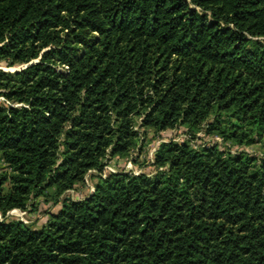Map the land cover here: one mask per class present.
<instances>
[{"label":"trees","instance_id":"trees-1","mask_svg":"<svg viewBox=\"0 0 264 264\" xmlns=\"http://www.w3.org/2000/svg\"><path fill=\"white\" fill-rule=\"evenodd\" d=\"M33 61L0 69V264H264V0H0V65Z\"/></svg>","mask_w":264,"mask_h":264},{"label":"rangeland","instance_id":"rangeland-1","mask_svg":"<svg viewBox=\"0 0 264 264\" xmlns=\"http://www.w3.org/2000/svg\"><path fill=\"white\" fill-rule=\"evenodd\" d=\"M0 68H3L8 71L20 69V67L6 69L2 65H0ZM187 140L188 137L186 135V130L183 127H179L175 130H167L165 132L160 133L159 135L154 134L152 131H147L144 135L140 137L138 145L136 149L132 152L129 159L118 160L116 158H107L105 160L106 165L104 171L108 169H114L119 172L128 169L126 171L130 173L144 172L146 174H154L155 169L152 166L153 154L158 148L159 144L169 143L171 141L177 143H184ZM214 143H216L221 149H224L225 151H228L231 154L245 152L253 156L261 157V150L258 146L246 148L237 147L232 145L231 143H224L219 138L206 136L202 132H199L196 135V139L192 142L193 145L199 148L206 145H213ZM132 158L136 159V164L132 162ZM95 183L96 179L86 176L83 184L77 185L75 190L68 192L70 199L80 200L83 199L85 196L91 194L93 192ZM37 207L38 208L36 212L30 213L28 211L23 212L19 210H13L8 215L14 219L23 221L26 224H30L35 228H40L46 223L48 219L47 214L57 212L60 208V205H55L52 201L46 202L44 199H38Z\"/></svg>","mask_w":264,"mask_h":264},{"label":"built area","instance_id":"built-area-1","mask_svg":"<svg viewBox=\"0 0 264 264\" xmlns=\"http://www.w3.org/2000/svg\"><path fill=\"white\" fill-rule=\"evenodd\" d=\"M128 168V167H127ZM108 169V168H107ZM126 170H128V169H126ZM126 170H124L123 172H127ZM130 171V170H129ZM115 172H117L116 170H114V169H108V170H105L104 171V173H103V177H105L107 174H109V173H115ZM132 174H134V175H137V174H139V172H132Z\"/></svg>","mask_w":264,"mask_h":264},{"label":"water","instance_id":"water-1","mask_svg":"<svg viewBox=\"0 0 264 264\" xmlns=\"http://www.w3.org/2000/svg\"><path fill=\"white\" fill-rule=\"evenodd\" d=\"M33 63H36V61H33L32 63H29L28 65H24L23 67H20V69H14L13 71H11L10 70V72H14V71H19V70H21V69H23V68H26L27 66H29V65H31V64H33ZM1 69V68H0ZM6 71H8V70H6Z\"/></svg>","mask_w":264,"mask_h":264}]
</instances>
